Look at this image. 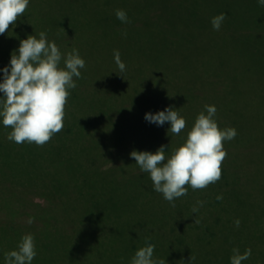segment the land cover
<instances>
[{
    "label": "rangeland",
    "instance_id": "374dc122",
    "mask_svg": "<svg viewBox=\"0 0 264 264\" xmlns=\"http://www.w3.org/2000/svg\"><path fill=\"white\" fill-rule=\"evenodd\" d=\"M135 29L109 32L117 37L112 46L127 36L136 46L133 47V53L129 52V57L123 60L126 64L125 72L121 73L115 62L108 61V58L85 61L86 67L81 70L82 77L76 80L77 87L71 90L68 97L64 127L49 141L56 152L54 159L58 158L61 166L69 170L73 182L70 181L71 186L79 199L78 206L83 207L86 215L81 226L74 228L73 215L64 217L60 208L52 211L55 216L51 218V238L46 243L48 247H39L40 244L35 241L37 256L49 257L52 261L39 264H130L132 256L148 240L155 246L154 259L163 261V264H230L234 247H238L241 252L247 248L252 249V255L243 264H264V197L261 205L248 208L245 190L239 185L241 181L234 184L232 178L235 174L245 177L243 170L246 169L247 155L252 154L249 152L255 151L256 146H262V154L257 155V158H261L259 161L264 160V141L253 142L251 138L264 136V125L252 130L255 122L262 124L264 121V95L256 98L259 88L248 91L250 74L242 70L241 62L225 64L230 70L239 73L198 79L196 72L201 63L191 58L174 59V56L168 55L169 59H162L161 55L155 61V55L162 50L166 51L163 34L155 28ZM141 39L149 40L154 46H146ZM75 44L79 47L78 43ZM60 46L61 52L66 54L63 52L66 44ZM77 47L71 46L70 49ZM81 48L86 53L99 50L95 44L83 45ZM242 51L245 52L244 49ZM144 52L149 56L140 59V54ZM6 53L9 54L8 46L0 41V55L6 57ZM79 53L82 55L80 50ZM145 58L150 62L145 61ZM244 60L241 58V61ZM0 61V68H3L10 58H0ZM204 65L217 69L220 63L211 61ZM226 69L223 67L219 70L224 72ZM149 71H155L154 75H150ZM206 72L212 73L209 70ZM167 82L175 87L166 89L164 94L160 88L161 94L156 97V102L162 105V110L167 107L176 109L185 117L186 128L179 135L173 136L167 122L162 127L149 123L154 129L148 127L147 131L135 134L145 141L144 146L139 145V149L127 143L129 148L126 147L117 159L108 160L98 166L99 169L97 165L94 167L98 154L116 150L112 143L116 135L113 123L121 115L118 111L120 103L130 105V99H133L136 106H144L137 109L140 116L144 117L155 104L154 98L146 94L149 92L148 87L151 89ZM186 94L190 99H184ZM205 105H215L220 128L233 127L237 131V136L226 142L230 147L235 143L236 146H233L234 149L228 148L222 162L228 163V160L235 166V172H230L229 166L222 165L223 172L226 169L228 172L225 176L222 174L219 181L204 189L193 190L188 187L185 196L176 199L174 204L169 203L161 193L153 190L149 174L140 171L130 153L133 150L148 151L154 137L165 141L170 139L176 149L185 141ZM246 124H249L250 131L243 128ZM2 129L3 125L0 124V209L4 205L13 204L17 207L18 216L8 226L11 231L0 230V264H4L6 253L17 248L22 234H28L23 233V226L29 224L28 215L35 214L32 204L49 206L50 201L49 195L41 191L35 182L20 187L16 184L14 186L11 178L21 182L17 179L21 174L27 175L41 165L52 167L54 164L51 160L30 158L29 143L16 144L7 139L8 134L2 138ZM224 148H227L225 144ZM252 164L254 169L249 174L258 176L255 163ZM122 169L128 172L125 179L119 178ZM5 174H9V177ZM215 186L222 188L225 195L215 193ZM216 196L223 198L216 200ZM51 200H55L54 196H51ZM198 201L203 202L202 206ZM194 207L198 208L196 213H193ZM5 213V210H0V227L7 221ZM237 219L240 220L239 227L235 225ZM44 220L48 221L47 218ZM44 220L33 218L35 232L38 225L40 227L39 221ZM14 228L18 229V233L13 232ZM35 259L32 264H38Z\"/></svg>",
    "mask_w": 264,
    "mask_h": 264
},
{
    "label": "trees",
    "instance_id": "16d2710c",
    "mask_svg": "<svg viewBox=\"0 0 264 264\" xmlns=\"http://www.w3.org/2000/svg\"><path fill=\"white\" fill-rule=\"evenodd\" d=\"M117 9H123L127 12L129 23H122L116 18L115 13ZM220 13H226L227 18L220 30L216 31L212 28L211 18ZM135 27V30L155 28L159 29V32L163 34V45L166 51L162 50L161 53L159 52V54L155 55V61L161 55L162 59H169L168 55L174 56V59L191 58L198 64L201 63L196 72L198 79H205V77L209 76L222 77L224 73H239V71L230 70L225 64L233 62L237 64L241 62L240 67H242V70L250 74L248 75V78L251 79L248 83V91L259 88L260 91L257 90L256 96H258L256 98L264 95V53H262V49L264 48V6H259L257 0H30V4L23 15L18 17L13 24H10L9 29L4 34L0 35V41H3L8 46L9 53L5 54L6 57L0 55V58L4 60L10 58L13 51L19 47L21 40L26 39L29 35H38L39 32L44 31L47 35H50L48 39L55 41L58 46L66 44L63 52L68 53L70 47H77L75 43H78L79 47L77 49L79 48L78 50L82 52L81 56L87 54V57H92L90 60L85 57V61L94 59L103 60L104 58H108V61H114V50H119L121 60L123 61L129 57L128 53L132 52L135 45L132 43L130 36H127L122 38L115 46H112L117 41V37L111 35L109 32L123 31V29L126 32ZM29 30L33 31V33L29 34ZM141 41L148 47L150 45L154 46L147 39H141ZM94 44L99 47L98 51L93 53L82 51L83 47L81 48V46ZM240 47L242 48L241 50ZM70 51H72V48ZM140 56V59H144V57L149 55L144 52ZM241 58L245 60L241 61ZM145 61H148V59L145 58ZM211 61H219V67L215 69L214 67L204 65L205 62ZM8 64L9 62H5L4 66ZM148 66H150V63H148ZM223 67H227L224 72L219 70ZM202 69L209 70L212 73H207ZM149 73L150 75H154L155 71H149ZM174 87L175 85L170 84V82L156 85V87L151 89L148 87L149 92L146 94L151 95L155 100V104L151 107V112L155 113L163 109L162 105H158L156 102V97L161 94L160 88L164 94L167 91L166 89ZM163 99L160 98V100ZM184 99H190V96L186 94ZM130 101L132 103L130 105H127L125 102L120 103L118 111L121 115L113 123L116 129L115 139L112 140L113 147L116 149L115 152L108 150L98 154L94 167L97 165L99 169L98 166L103 165L108 160L117 159L121 152L126 150L127 143H131L134 148H139V145L144 146L145 141L137 138L136 132L147 131L148 127L154 129V126L149 125L144 117L140 116L141 113L137 111V109L144 106H136L133 99H130ZM261 123L255 122L252 125V130L256 126L264 125V121ZM243 128L250 131L249 124H246ZM101 129L104 130L105 128ZM2 130L1 137L4 138L12 129L11 127L3 126ZM68 132L69 130L66 131L67 134ZM169 132L175 136L171 131ZM255 135L257 134L255 133ZM154 138L149 145L148 151L155 152L161 145H165L168 146L166 155L170 156L176 145L173 147L170 139L165 141L156 137ZM251 138L253 142L264 141V136H260L259 139L254 138V136ZM236 142L238 143V141ZM224 144L227 146V152L228 148L231 149L234 145L236 146V143L231 145V147L226 142ZM29 145V150L31 151L30 158L33 157L41 161L51 160L54 164L52 167L44 165L37 167L36 164L37 168L34 171H31L27 175L21 174L17 178L21 182L17 181L16 178H11V182L14 183V186L16 184L20 187L33 185L35 182L41 191L49 195V206L34 203L32 204V208L35 210V214L28 215L29 218H34V220H44L47 218L48 221L44 220L46 223L39 221L40 227L38 225L36 232V225L34 223L23 226V233L33 234L35 241L37 240L36 242L40 244L39 247L46 248L48 247L46 243L49 242V233L51 232L49 229L52 228L50 225L52 222L51 218L55 216L52 213L54 209L60 208L64 217L70 216V214L73 215L75 218L73 221L74 228L81 226L86 212H83L85 211L83 207L78 206L79 199H77L76 193L71 186L70 181L72 182V178L69 170H65L61 166V161L59 162L58 158L54 159L56 152H54V147L51 143L47 142L43 146H36L35 143H29ZM254 149L255 151L251 150L249 152L252 154L247 155L246 169L244 168L243 170L245 177L238 174L232 176L234 184L241 181L239 185L245 190L248 208L261 205L264 197V160L259 161L261 158H257V155L262 154V146H256ZM237 158L239 159L238 153ZM227 162L222 163V165L229 166L230 172H235V166L228 160ZM252 163H255L258 176L249 174L254 169ZM51 169L53 171L50 175ZM223 171L224 168H222ZM227 172L226 169L222 174L225 176ZM104 173L108 174L109 172ZM126 173L128 172L122 169L119 173V178L125 179L127 177ZM5 175L9 177V174ZM24 178L26 181H24ZM214 190L215 193L221 192L225 195L223 189H220L218 186H215ZM37 191L39 190L37 189ZM51 196H54V201L51 200ZM2 209L6 212L7 221L1 225L0 230H9L8 226H11L18 216L17 207L10 204L4 205ZM80 217L81 219H79ZM29 229L31 231L28 232ZM13 232L18 233V229L14 228ZM146 244H151L150 240L145 242ZM35 260L39 264L51 259L49 257L37 256ZM55 261H60V259H56Z\"/></svg>",
    "mask_w": 264,
    "mask_h": 264
},
{
    "label": "clouds",
    "instance_id": "9594fccd",
    "mask_svg": "<svg viewBox=\"0 0 264 264\" xmlns=\"http://www.w3.org/2000/svg\"><path fill=\"white\" fill-rule=\"evenodd\" d=\"M29 4L30 0H0V35L23 15ZM257 4L264 6V0H257ZM115 14L122 23H129L125 10L117 9ZM226 18V13L212 17V28L219 31ZM113 56L119 71L125 72L126 64L119 50H114ZM85 67L78 49L62 53L44 31L21 40L9 64L0 68V124L12 129L7 139L16 144L27 142L43 146L59 133L64 127L68 97L77 87L76 80L82 77L81 70ZM216 113L215 105H205L185 141L170 156L166 155L168 146L165 145L155 152L133 150L130 153L140 171L149 174L153 190L169 203L174 204L176 199L185 196L188 187L204 189L221 179L222 162L227 155L224 143L233 140L237 131L233 127L220 128ZM144 119L158 127L169 123L174 135L186 128L185 117L172 107L146 112ZM222 198L217 196L218 200ZM197 203L203 204L202 201ZM197 211L194 207L193 213ZM27 222L33 223V218ZM235 225L239 227V219L235 220ZM154 250L151 244L139 248L130 264H163L154 259ZM251 255V248L241 252L234 247L230 264H243ZM36 256L35 237L28 233L21 237L16 249L5 254L4 264H32Z\"/></svg>",
    "mask_w": 264,
    "mask_h": 264
}]
</instances>
